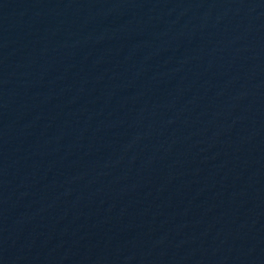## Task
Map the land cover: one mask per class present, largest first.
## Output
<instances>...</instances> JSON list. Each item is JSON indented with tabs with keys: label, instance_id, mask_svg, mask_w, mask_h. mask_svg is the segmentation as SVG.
<instances>
[{
	"label": "water",
	"instance_id": "95a60500",
	"mask_svg": "<svg viewBox=\"0 0 264 264\" xmlns=\"http://www.w3.org/2000/svg\"><path fill=\"white\" fill-rule=\"evenodd\" d=\"M0 264H264V0H0Z\"/></svg>",
	"mask_w": 264,
	"mask_h": 264
}]
</instances>
